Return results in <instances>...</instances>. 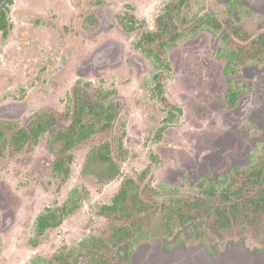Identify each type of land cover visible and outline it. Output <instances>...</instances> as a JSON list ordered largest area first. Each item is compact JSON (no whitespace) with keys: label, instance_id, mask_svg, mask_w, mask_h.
Here are the masks:
<instances>
[{"label":"rangeland","instance_id":"obj_1","mask_svg":"<svg viewBox=\"0 0 264 264\" xmlns=\"http://www.w3.org/2000/svg\"><path fill=\"white\" fill-rule=\"evenodd\" d=\"M170 0H15L13 31L0 36V121L25 125L37 112L62 111L79 81L116 88L125 104L128 158L122 176L102 183L83 172L87 148L75 151L71 176L53 175L45 139L33 151L0 159V264H46L61 246L73 247L105 223L100 208L112 203L125 177L150 171L158 188L195 194L236 168L247 167L264 143V64H251L228 79L220 38L202 32L170 52L166 93L182 115L159 138L167 114L152 100L151 63L133 51L119 17L133 15L153 27ZM207 9L229 13L256 29L264 0H213ZM196 7V5H195ZM240 93L234 108L230 90ZM69 205L71 215L40 235L46 208ZM137 246L132 264H264V250L229 241L211 255L190 241ZM86 264V263H83Z\"/></svg>","mask_w":264,"mask_h":264},{"label":"trees","instance_id":"obj_2","mask_svg":"<svg viewBox=\"0 0 264 264\" xmlns=\"http://www.w3.org/2000/svg\"><path fill=\"white\" fill-rule=\"evenodd\" d=\"M208 1L213 0H170L153 27L133 15L119 17L123 32L135 37L133 51L148 59L153 69L151 100L167 114L159 138L182 115L166 93L172 76L170 52L179 44L202 32L219 37L230 80L251 64H264V18L249 32L231 14L207 9ZM14 2L0 0L2 40H8L13 31L10 15ZM239 96L238 91L230 90L231 108ZM124 106L116 88L79 81L64 110L42 109L25 125L0 121V159L33 151L45 139L55 178L68 180L75 151L87 148L84 174L102 183L117 180L129 154ZM149 173L125 177L112 203L100 208L103 226L73 247L61 246L46 264H132L137 246L156 240L167 246L173 240L178 244L185 233L214 256L227 242L241 239L264 250V143L249 166L234 169L195 194L158 189L150 183ZM72 211L66 204L46 208L37 219V232L42 235L59 228Z\"/></svg>","mask_w":264,"mask_h":264}]
</instances>
